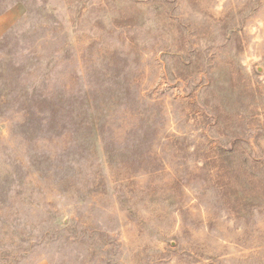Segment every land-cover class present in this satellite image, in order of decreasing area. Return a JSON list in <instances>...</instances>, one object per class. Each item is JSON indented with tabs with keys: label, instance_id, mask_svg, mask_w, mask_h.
Wrapping results in <instances>:
<instances>
[{
	"label": "rangeland",
	"instance_id": "1",
	"mask_svg": "<svg viewBox=\"0 0 264 264\" xmlns=\"http://www.w3.org/2000/svg\"><path fill=\"white\" fill-rule=\"evenodd\" d=\"M0 264H264V0H0Z\"/></svg>",
	"mask_w": 264,
	"mask_h": 264
}]
</instances>
